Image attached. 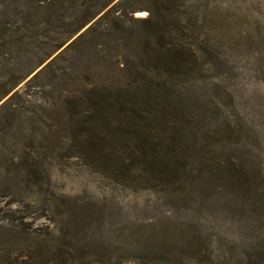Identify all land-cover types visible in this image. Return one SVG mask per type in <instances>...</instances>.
<instances>
[{
	"label": "rangeland",
	"instance_id": "rangeland-1",
	"mask_svg": "<svg viewBox=\"0 0 264 264\" xmlns=\"http://www.w3.org/2000/svg\"><path fill=\"white\" fill-rule=\"evenodd\" d=\"M107 1L55 0L53 5ZM113 5H121L117 15L121 8L124 14L135 8L138 20L160 6L175 7L169 36L183 40L193 52L184 60L190 68L169 71L172 78L167 79L172 101L193 121L181 135L192 145L187 174L179 183L147 186L78 158L46 155L41 148L43 123L51 118L47 106L51 98L60 101L52 86H44L49 73L34 81L32 75L4 101L16 95L14 102L37 112L33 132L40 153L34 169L41 180L19 178V187L8 189L17 170L0 156V169L7 166L12 177L11 183L0 181V223L8 228L0 233L1 253L8 244H24L20 232L29 229L32 236L25 246L36 255L50 251L38 260L45 264H264V0H115L109 8ZM124 23L132 31L127 33L130 40L116 27L98 40V55L93 49L85 52L61 74L74 85L93 74L89 77L96 85L108 86L110 78L121 79L125 59L139 66L135 59L142 55L151 58L144 64L148 73L158 77L149 66L158 62L149 44L159 26L146 27L127 17ZM64 57L68 61H58L55 68L65 67L76 53ZM146 90L147 82L140 86ZM27 116L22 124L28 131ZM33 181L37 185L32 187ZM52 254L60 255L55 259Z\"/></svg>",
	"mask_w": 264,
	"mask_h": 264
},
{
	"label": "trees",
	"instance_id": "trees-1",
	"mask_svg": "<svg viewBox=\"0 0 264 264\" xmlns=\"http://www.w3.org/2000/svg\"><path fill=\"white\" fill-rule=\"evenodd\" d=\"M114 1L101 5H53L55 0H0V134L6 133L0 142V156L4 157L7 166L14 165L17 170V177H13L15 182L8 189L18 188L19 178L21 182L23 178L29 182L31 177L40 181L41 175L34 169L39 163L36 160L39 152L35 144L36 132H33L37 112L14 102L16 95L4 100L22 81L32 75L31 80L34 81L48 73L50 81L44 86H52L61 103L51 98L50 106H47V115L49 113L51 118L44 123L42 121L45 128L41 149L46 155L78 158L87 166L109 171L116 177H133L134 181L147 186L179 183L186 176L192 145L181 135L187 126L191 129L193 121L187 119L189 114L186 110L172 101L167 79L172 78L169 71L178 72L189 67L184 60L193 52L189 44L169 36L167 28L175 15V7L160 6L154 11L156 15L149 10L148 18L138 20L133 18L135 8L127 10V15L121 8L117 15L116 9L121 5L109 8ZM126 17L146 27L159 26L149 44L150 54L158 62L149 66H154L156 78L160 79L148 73V66L144 64L151 58L146 59L142 55L135 59L139 66L125 59V66L120 69L121 79L110 78L108 86L96 85L89 77L93 74L87 73L79 80L74 77L79 81L78 85L61 74L64 68H74L71 66L85 52L93 49L96 55L98 40L109 36L116 27L124 40H130L127 33L132 31L124 23ZM61 49L54 60L38 71ZM69 51L76 53V59L71 58L65 67L55 68L58 61H68L64 55ZM118 60L119 57L116 58L117 64ZM133 65L137 69H133ZM103 71L107 73L105 69ZM162 71L167 75L164 76ZM58 79L60 85L56 88L54 82ZM146 82L147 90L140 91V86H145ZM25 116L29 118L32 130L23 128ZM29 139L32 140L30 144ZM105 159L113 164L106 165ZM7 166L0 169L2 183L8 180L11 183ZM213 169L214 172L219 170L218 164ZM227 180L232 181L231 174ZM33 183L32 187L37 185ZM3 231H8V228L0 223V233ZM20 234L24 237V244H8L6 251H0V264H45L46 261L38 260L46 259L51 252L45 249L38 255L31 253L25 244L32 234L29 229ZM59 255L52 254V257L57 259Z\"/></svg>",
	"mask_w": 264,
	"mask_h": 264
},
{
	"label": "snow or ice",
	"instance_id": "snow-or-ice-1",
	"mask_svg": "<svg viewBox=\"0 0 264 264\" xmlns=\"http://www.w3.org/2000/svg\"><path fill=\"white\" fill-rule=\"evenodd\" d=\"M140 15H146V13H141Z\"/></svg>",
	"mask_w": 264,
	"mask_h": 264
}]
</instances>
